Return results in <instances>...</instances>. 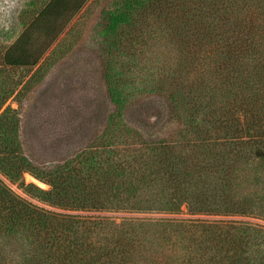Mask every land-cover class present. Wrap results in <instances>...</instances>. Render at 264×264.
<instances>
[{
	"label": "trees",
	"instance_id": "16d2710c",
	"mask_svg": "<svg viewBox=\"0 0 264 264\" xmlns=\"http://www.w3.org/2000/svg\"><path fill=\"white\" fill-rule=\"evenodd\" d=\"M86 1L48 0L12 43L0 44V174L18 181L27 171L48 181L49 191L26 189L64 210L177 213L184 205L190 214L264 220V0H117L106 25L114 49L122 48V29L138 19L148 25L147 39L171 45L173 55L158 62L171 68L160 80L180 103L178 136L142 143L132 155L89 145L50 168L25 154L18 111L7 101L32 82L42 54ZM24 70L33 71L26 78ZM100 111L82 116L99 121ZM161 118L155 106V122ZM92 217L38 207L0 178V264H139L137 253L125 252L138 227ZM224 228L166 224L165 237L184 253L162 264H256L249 250L264 243V226L248 224L231 235Z\"/></svg>",
	"mask_w": 264,
	"mask_h": 264
},
{
	"label": "rangeland",
	"instance_id": "374dc122",
	"mask_svg": "<svg viewBox=\"0 0 264 264\" xmlns=\"http://www.w3.org/2000/svg\"><path fill=\"white\" fill-rule=\"evenodd\" d=\"M47 1L0 0V44L12 43ZM116 2L87 0L42 54L35 66L40 65V69L32 82L18 98L7 101L18 111L19 140L25 154L41 167L62 163L89 145L107 144L132 155V148L142 143L149 145L177 137L184 125L180 103L173 98L174 90L168 81L160 80L171 68L158 59L173 55L169 52L171 45L163 39H147L148 25L144 28L138 19L122 29V48L114 49L115 36L107 34L106 25L107 15ZM126 37L133 41L125 43ZM44 44V39L36 41L37 48ZM26 71L23 74L27 78L32 71ZM155 106L163 112V118L156 122ZM96 107L101 110L99 121L82 116ZM0 178L14 193L46 210L134 223L138 227L136 238L125 247V252L137 253L139 264H162L169 261L167 258L183 255V250L170 245L174 240L165 237L168 231L163 229L168 223L219 222L230 235L241 234L248 224L264 226L263 219L246 215L190 214L184 205L177 213L64 210L53 205L44 194L26 189L31 184L40 191H49L48 181L27 171L18 181H10L1 174ZM150 201L148 204L155 207V202ZM193 233L201 239L200 231ZM187 238L192 239L193 235ZM249 251L256 264H264L263 242ZM200 255L212 258V252L206 249Z\"/></svg>",
	"mask_w": 264,
	"mask_h": 264
}]
</instances>
